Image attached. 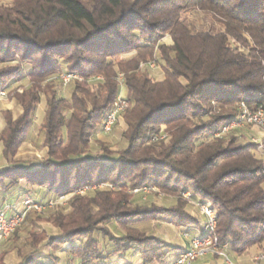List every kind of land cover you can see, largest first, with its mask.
Returning <instances> with one entry per match:
<instances>
[{"label": "trees", "instance_id": "1", "mask_svg": "<svg viewBox=\"0 0 264 264\" xmlns=\"http://www.w3.org/2000/svg\"><path fill=\"white\" fill-rule=\"evenodd\" d=\"M9 1L0 3V92L21 112H0L7 161L0 194L12 207L71 196L67 210L56 207L48 218L27 214V222H50L60 236L33 227L30 251L20 253L18 264H59L60 257L43 258L45 243L53 252L65 250L66 264H110L127 253L143 264H172L182 249L140 226L165 222L204 232L188 201L217 211L218 243L238 254L264 249V158L258 155L264 145L246 141L236 128L223 130L239 119L242 104L264 111V0ZM191 10L214 16L223 31L194 32L183 18ZM151 63L162 64L163 80L142 67ZM61 71L77 77L69 97L58 90L65 88ZM122 88L129 101L126 131L122 149L113 151L95 138L105 133ZM43 101L46 155L21 160ZM87 187L96 189L77 193ZM140 188L158 189L176 203L144 201L134 192ZM39 190L46 193L40 199Z\"/></svg>", "mask_w": 264, "mask_h": 264}, {"label": "rangeland", "instance_id": "2", "mask_svg": "<svg viewBox=\"0 0 264 264\" xmlns=\"http://www.w3.org/2000/svg\"><path fill=\"white\" fill-rule=\"evenodd\" d=\"M9 2H10L9 0H0V3H9ZM183 18L186 19L187 23L189 24V26H191L193 28L194 32L203 31V32H210V33L216 34L218 32L223 31V24L221 21H218L214 16H212L210 14H205V13L199 12L198 10H191L190 12L185 13L183 15ZM166 40L169 41L170 40L169 37ZM120 59L121 58L119 57L115 61H118ZM150 65H153V66H150ZM150 65L149 64L143 65L142 67L144 68L145 66H147L150 69L156 68L155 63H151ZM157 69L162 71L163 70L162 64L158 65ZM155 72L156 71H151L150 73H151V75H153ZM63 74H64V72H63ZM59 78H60V76H58V79ZM76 78L71 79V81L76 79ZM59 80H61V79H59ZM24 83L26 84L27 80H25ZM69 83L66 85H64V83H63V86H65V88H63L62 86H59L58 90H59V93L61 96H63V97H69L70 96V94L72 92V88H73V82L70 86H68ZM58 84H59V82H58ZM66 86H68V87H66ZM121 92H122V90H121ZM1 93H4V91L0 92V112L6 111V110H11L16 117L20 113V110H21L20 107L17 105L15 100H12L11 98H9L7 96V94L1 95ZM127 104H128L127 109L124 112H122L121 114H119L118 117H121V118L116 121L112 130L110 132H106L104 129L105 133L100 132L97 134V136L95 138V139H98V140L103 141L105 143H108L110 149L113 151L121 150L123 143H124V132L126 131V124L123 120L122 115L129 108V102H127ZM114 107H115V103H114ZM240 109H241V112L244 113V111H242L244 109L243 108H240ZM44 110H45V102L43 101V103H41V105L37 108L35 118H34V124H33L31 131H30L28 140L19 152L18 158L21 160H25V161L42 160L46 155V149L43 147V134H42L41 129H40ZM247 111L251 112L250 110H248V108H247ZM240 115L243 116V114H240ZM242 116H239L240 119ZM3 118H4L3 115H0L1 127L4 124ZM237 121L230 124V126L235 125L234 128L237 129V130L235 129L236 131H242L243 129H254V130H257L264 135V129L263 128L253 126V125H251V126H253L255 128L250 127V126L238 127ZM241 124L245 125L246 123L243 124L241 122ZM247 125H249V124H247ZM103 128H104V126H103ZM245 135L247 136V134H245ZM164 138H166V136H163V139ZM250 141H252V142L258 141V142H260V145H262V144L264 145V140L260 141L258 139L257 140L252 139ZM1 148H2V145L0 142V168L7 165L4 158H2ZM95 152H97L99 154L101 153L98 150H95ZM258 155H260L264 158V149L260 148L258 150ZM95 189H96L95 187H91V188L87 187V188H85V190L80 191L79 194H84L85 192H87L89 190H95ZM142 189H149V191H150L149 194H142V196L140 195L144 201H156L157 203L163 204V205L164 204L165 205H174L176 203L175 198L162 194L161 192L158 191V189H155V188H142ZM43 193L44 192L41 190L38 191V196H37L38 199L41 198ZM183 197H184L183 199L190 200V194L189 193L184 194ZM70 198H71V196H62V197L56 198V199H59V201H61L63 203H56L54 205H51L50 208L44 207L43 205H35V207L31 206L29 209L26 210L24 221L21 224V226H19L16 233H14L13 235H11L8 238L2 237V238H4L2 240L8 239L6 242H3L1 244L2 250H0V251L6 250L5 252H6V259L8 261V264H18L19 258H20L18 252L19 253H21V252L27 253L30 251V244H29L28 237H29V232L31 229H33V227H34V229H36L38 231H45L47 233V235L51 236V237H53L54 235H57L59 233L57 228H55L50 222H47V221H40L36 225H32V223L30 221L27 222L25 220L27 217V214L32 213V212L35 213L34 211H36L37 217L41 216L43 218H48L55 211H57L56 207H59V209L67 210L69 207ZM56 199H54V200H56ZM26 202H24V203H26ZM23 204L15 206V207H12V206H6V207L10 208V210H12V211H16ZM203 206H207L209 209L214 210L215 214H217V211L214 208H212L209 204H201V203H198L195 201L193 203L192 201H188V211L193 216L197 215V218L204 225L207 223L206 221H208V219H207V211L203 208ZM13 214L17 215V212H13L10 215L14 216ZM34 216L32 219L37 218ZM155 223L156 222L145 223V224H142L140 226V228L142 230H145L150 235L152 234L154 236H157L161 240H164L166 242L167 241L171 242V244L173 246H180V244L182 243V240H181L182 239V230L181 229H179L178 227H175V226H170L168 224L167 225H159V224L154 225ZM216 234H217V230H216ZM16 235H18V237ZM185 235H187V234H184V238L189 241V238H186ZM42 247H44V246H42ZM44 249H47V247L45 246L42 250H44ZM65 249H67V248H65ZM66 253L67 252L65 250L55 252V255H57L61 259L59 264H64V261H67V255L68 254H66ZM226 253H227V251H226ZM260 253H264V251L260 252ZM259 254H257L256 256H258Z\"/></svg>", "mask_w": 264, "mask_h": 264}, {"label": "crops", "instance_id": "3", "mask_svg": "<svg viewBox=\"0 0 264 264\" xmlns=\"http://www.w3.org/2000/svg\"><path fill=\"white\" fill-rule=\"evenodd\" d=\"M166 42L168 44H172L171 39L169 41L166 40ZM150 70L156 71L153 75H151V73H150V76L154 80H157V81L163 80V78H164V72H162L163 70L161 71V70H158L157 68L150 69ZM121 93L123 95H126L125 88L122 89ZM20 112H21V110H20ZM4 126H5V120H4L3 126L1 127V125H0V133L3 130ZM239 133L244 136L245 140H252V139H256V140L258 139L260 141L264 140V135L262 133H260L259 131L254 130V129H243L242 131H239ZM245 134H247V136ZM1 155H2V148H1ZM2 158H3V156H2ZM5 162L7 163L6 160H5ZM45 194L46 193L44 192L42 196H44ZM11 204H14L13 200H9V199L5 200V198H3L0 194V209L6 205H11ZM195 216L197 217V215H195ZM156 224L167 225L168 223L156 222L154 225H156ZM168 225H170V224H168ZM170 226H173V225H170ZM179 229L182 230V239H181L182 243L180 244V246H174V247L181 248L182 249L181 253H183L185 251V249H188V246L190 247V244H191V240L188 241L187 239H185L184 234L188 231V232H190V234L192 236L196 237V236H202V233L200 231L201 229L198 227H194L191 229H184V228H179ZM59 236H60V231L57 235H54L53 237H59ZM49 237H51V236H49ZM2 239H4V238H0V250H2L1 244L8 240V239L7 240H2ZM167 243L169 245L173 246L171 244V242L167 241ZM42 246L45 247L46 243L43 244ZM42 246H41V248H44ZM47 249L43 250V252H44L43 258L44 259L48 260V258L52 255L58 257L57 255H55V252H53L50 249H48V250ZM3 251H6V250H3ZM226 251H227V253H226ZM263 251H264V249L261 247H253V248H250L249 250H247L243 254H238L237 252L233 251L232 249L219 250V251L211 249V250L207 251L205 254H203L202 256H200L195 261V264H255V261H254L255 256L257 254H259L260 252H263ZM18 254H19V257H21L19 252H18ZM20 261H21V259L19 258V262ZM5 263L8 264L7 259H6ZM64 264H66V261H64ZM110 264H143V260H142L141 256H139V255L127 253L126 255L122 256V258H120V257L115 258ZM165 264H169V263H165ZM261 264H264V262H261Z\"/></svg>", "mask_w": 264, "mask_h": 264}, {"label": "bare ground", "instance_id": "4", "mask_svg": "<svg viewBox=\"0 0 264 264\" xmlns=\"http://www.w3.org/2000/svg\"><path fill=\"white\" fill-rule=\"evenodd\" d=\"M150 66H153V65H150ZM73 78H76V76L73 77ZM73 78L67 79V81H66V80H64V76H60L59 79H61V81L64 83V85H66ZM242 105H243V109H244L242 111H244V113L241 112V114H243V116L240 115V116H242L241 117V120H242L241 122L243 124L246 123V124L253 125V126H257V127H261V128L264 129V124H263V122L260 119H252V121L249 122V116H255V115H257L258 114V111L255 112V113L254 112H248L247 111V107L245 106V104H242ZM127 107H128V104L125 103L124 108H122V101L121 100H116V102H115V108H122V109L117 110V117L119 116V114H121L122 112H124L127 109ZM111 119H114V110H112L108 114L107 120L104 123V129H105L106 132H110L112 130L114 124L116 123V121H115V122H112L110 124ZM239 119H240V117H239ZM234 126L235 125H231V126L229 125L228 127L226 126V127H224L223 130H224V132H228L232 128H234ZM203 208L207 211V219H208V221H206V222H211V214L214 215V217L216 218L217 214H215V211L214 210L209 209L207 206H203ZM7 209H9V211H12L8 207H7ZM24 218H25V214H22V216L18 220H17V215H14V216L9 215V222H13V226L12 227H9V234H5V236H3V237L4 238L10 237L19 228V226H21V224L24 221ZM216 230H217V219H216V227H206L205 228V232L202 233V236H196V237H199V243H204L203 245L199 246V253H197V255H196V260L200 256H202L203 254H205L207 251H209L211 249L212 250H216V251L229 249V248H217V243L218 242H217V240L215 238ZM185 237L188 238V235H185ZM207 242H214V243H207ZM190 247H196V240H191ZM187 255H188V249H185V251L183 253H181L179 257H185ZM262 256H264V253H260L258 256H256L254 258L255 264H257L259 261L264 262V258H262ZM175 263H177V259L172 264H175Z\"/></svg>", "mask_w": 264, "mask_h": 264}, {"label": "built area", "instance_id": "5", "mask_svg": "<svg viewBox=\"0 0 264 264\" xmlns=\"http://www.w3.org/2000/svg\"><path fill=\"white\" fill-rule=\"evenodd\" d=\"M59 76H64V80H66V81H67V79L75 77V75H73V74H63V71H61L59 73ZM120 78H122V75L120 76ZM1 95H6V92L2 93ZM117 100L122 101V108H124L125 103L129 102L127 97L125 95H123L122 93H120V95L117 97ZM122 108H115L114 103H113V106L111 107L110 110H114V119H111L110 124L121 118V117H117V110L122 109ZM241 108H243V105H241ZM252 119H260L264 124V111L259 110L257 115L249 116V122H251ZM237 125H238V127L243 126L241 124V119H238ZM134 192L135 193H142V194H149L150 193L149 189H142V188L136 189ZM77 193H79V192H77ZM192 202L194 203V201H192ZM56 203H63V202L59 201V199H56V200L52 199V200L48 201L46 204H43V206L50 208L51 205H54ZM35 205H39V204H35L31 201H27L21 207H19L17 211H12V212H17V220H18V219H20L22 214H26V210L29 209L30 206H35ZM10 212L11 211H9V209H7V207L0 210V238L5 236V234H9V227L13 226V222H9ZM206 227H216V218L214 217V215L211 214V222H207L205 224V228ZM204 232H205V230H204ZM187 235H188L189 240H196V247H189L188 246V255L185 257H177V263H175V264H195L196 255H197V253H199V246L204 244V243H199V237H195V236L193 237V236H190L189 234H187ZM207 243H214V242H207ZM217 248H229V245L217 243ZM262 258H264V256H262ZM257 264H261V261H259Z\"/></svg>", "mask_w": 264, "mask_h": 264}]
</instances>
